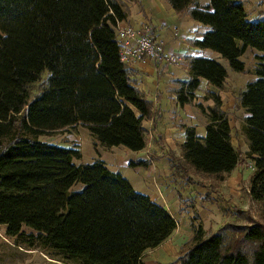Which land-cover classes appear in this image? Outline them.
Masks as SVG:
<instances>
[{"label":"trees","instance_id":"obj_1","mask_svg":"<svg viewBox=\"0 0 264 264\" xmlns=\"http://www.w3.org/2000/svg\"><path fill=\"white\" fill-rule=\"evenodd\" d=\"M124 1L0 0V225L15 238L25 235L23 227L32 229L39 249L59 257L55 264H145V251L176 227L168 210L102 160L76 164L80 150L40 139L82 125L100 146L146 147L143 121L152 119L154 131L159 109L134 86V73L121 56L114 27L126 18ZM166 1L209 27L193 45L218 53L232 71H246L240 57L248 49L262 53L254 54L256 78L236 101L246 112L242 134L254 165L248 192L261 203L264 218V16L249 20L235 0ZM187 67L190 78L177 82L174 91L181 106L193 101L201 79L222 90L227 71L216 59L190 57ZM46 69L49 75L32 98L30 85ZM206 97L211 106L196 104L207 119L206 135L198 137L195 126L183 124L181 156L154 137L166 150L172 183L186 164L219 177L239 164L220 96ZM183 197L180 192L186 202ZM191 226L180 264H264L263 223H226L209 234ZM227 228L235 238L227 237Z\"/></svg>","mask_w":264,"mask_h":264},{"label":"crops","instance_id":"obj_2","mask_svg":"<svg viewBox=\"0 0 264 264\" xmlns=\"http://www.w3.org/2000/svg\"><path fill=\"white\" fill-rule=\"evenodd\" d=\"M235 1L243 5L249 20H255L259 15L264 16V0ZM124 2L128 11L126 18L121 21L123 24H128L133 27L149 25L151 27L150 37L155 42L162 43L166 51L176 56H183L186 61L190 57L200 56L216 59L227 71L226 83L229 76V65L226 66V64L222 62L223 58H221L218 53L210 49H200L195 47L192 43L194 40L202 38V35L209 30L208 26L191 19L185 12H176L166 0H125ZM193 2L199 5L209 4V0H193ZM254 51L255 54H262L256 50ZM242 56L240 59L243 61ZM127 64L134 73V86L153 103L154 110L159 109V118H157L155 122L154 131H152V119L143 121L144 127L149 131V142H147L146 147L140 151H131L123 146L104 147L97 144L95 155L90 156L88 159L86 158L88 161H83V159L80 158L77 160L76 164L91 163L94 159L102 160L110 170L119 172L125 176L135 190L148 195L154 202L163 206L172 214L176 220V227L162 243L151 248L159 249L166 241H170L171 238H174L179 233L189 232L190 227L186 223V214H184V220L181 215L182 213H180L179 205L181 200L179 199L178 201V195H174L173 197L170 194L173 187L163 183L160 178H157L159 186L154 177L150 181V175L152 173L149 170L155 169L159 165L167 170L169 168V162L165 156L166 150L155 141L154 137H162L165 146L174 152L177 151V148L181 150V145L185 139V134L182 129L183 124L195 126L196 135L204 138L206 135L207 119L196 107V104L201 103L205 108L211 106L213 103L212 99L207 98L205 94L212 92L220 96L222 110L225 111V96L223 91L208 84L205 79H201L199 87L194 93L195 97L193 101L181 106L176 100L174 91L177 88V82L187 81L190 78L185 75L181 66L168 64L164 60L154 61L149 59H132L128 61ZM255 78L256 77L253 76V78L249 79L245 84L253 81ZM231 143L235 148L232 137ZM243 146L241 145V150L248 152V144H243ZM80 152L82 155L81 157H83V149H81ZM152 154L155 155V157L152 156ZM176 154L178 155L179 153L176 152ZM125 156H127L128 159L132 156V161L150 160L151 164L148 169L138 166L130 167L128 165L130 161H128V159L125 160ZM123 164H127L128 166L123 167ZM129 169H131V172L128 171ZM236 171L237 167L228 173V176L232 175V178L223 181L221 185L222 188H217L219 195L231 192L233 188H236L235 186L239 182ZM155 175L159 176L157 174ZM209 190L214 193L216 188L214 189L210 185ZM172 193L174 194L175 192ZM213 197L210 196V193L205 194L202 196V200L208 202L210 198L214 200ZM205 207L206 206L202 205L197 208L200 209V212H203L206 209ZM189 210L192 209L186 208L184 212ZM212 212L215 216V207L212 208ZM191 216L193 218L195 217L193 215ZM192 224L196 225L194 221L191 225Z\"/></svg>","mask_w":264,"mask_h":264},{"label":"rangeland","instance_id":"obj_3","mask_svg":"<svg viewBox=\"0 0 264 264\" xmlns=\"http://www.w3.org/2000/svg\"><path fill=\"white\" fill-rule=\"evenodd\" d=\"M254 54L255 51L251 48L243 54L242 59L245 63L246 71L235 72L230 69L228 79L225 85H223L222 90H220L223 91L225 96L226 108L225 111H223L225 112L226 117L229 120V124L231 125L232 142L239 154V164L236 166V175L238 176L239 182L235 186L236 188H233L231 192L219 195L217 188H222V182L226 179H231L232 175L228 176L227 173L222 174L219 177L211 174H204L195 171L187 164L185 165L186 172L182 173V177L178 176V178H175L174 183L171 182L172 175L169 174V168L167 170L159 165L155 169L149 170L152 173L150 175V181L153 177L156 179V182L158 181L157 178H160L163 183L173 187L170 194L173 197L174 195H178V201L180 199V192L183 194V199L187 201H180V213H182L181 215L184 220V214H186V223L190 227V231L186 233H179L174 238H171L170 241H166L159 249H149L145 251L143 255L145 263L179 264L178 258L188 248L189 241L193 235L191 226L193 221L196 224L195 226L201 225L207 234L217 232L226 223L248 225L251 222H261L264 224V218L261 214V203L252 200L248 192L250 178L254 172V166H250V164H253V161L248 156L247 152L241 150V145L243 146V144H247L242 134V126L244 124L246 112L243 108L238 106L236 101V97L244 88L245 82L254 76L251 71L256 65ZM222 62L228 66L225 59H222ZM48 75L49 71L46 69L42 72L41 78L30 85L32 98L35 94L41 91L42 82L45 81ZM205 95H207V93ZM40 139L60 146L72 147L78 150L83 149L84 155L81 157L83 161H88L86 158L88 159L90 156L95 155V148L97 146V143H95L89 135L87 129L82 125L66 128L64 130H57L51 133H45L40 136ZM149 140L150 138L148 136V142ZM176 150L179 154L177 155L176 152L175 154L177 156H181V150H179V148ZM124 159H128L127 156H125ZM74 161L77 163V160ZM128 161H132V156L128 159ZM126 166L128 165L123 164V167ZM130 170L131 169L128 171L131 172ZM155 174L159 176H156ZM157 185L159 186L158 182ZM210 185L214 189L216 188L214 193L209 190ZM74 188L78 189L80 188V185L77 184ZM172 192L175 193L173 194ZM206 192H209L211 197L214 196V200L212 198H210L208 202L206 200H202V196L209 194ZM202 205L206 206V209L205 211L200 212V209L197 207ZM213 207L216 208L215 216L212 212ZM186 208H191L192 210L184 212ZM191 215L195 217L193 218ZM23 230L25 231L24 236L16 238L9 237L5 233V227L0 225V264L59 263V257H57L55 253L39 249L35 240H33V236H31L36 235L32 229L23 227ZM225 234L228 238H235L236 235V233L229 228L225 229Z\"/></svg>","mask_w":264,"mask_h":264},{"label":"built area","instance_id":"obj_4","mask_svg":"<svg viewBox=\"0 0 264 264\" xmlns=\"http://www.w3.org/2000/svg\"><path fill=\"white\" fill-rule=\"evenodd\" d=\"M116 39L120 47L122 59L164 60L168 64L181 66L185 75L189 76L187 61L183 56H176L164 48L162 43L151 40V27H133L117 21L114 27ZM253 167V164H250Z\"/></svg>","mask_w":264,"mask_h":264}]
</instances>
